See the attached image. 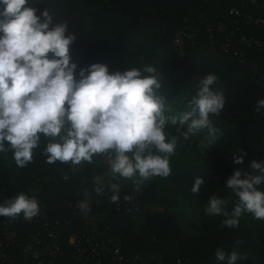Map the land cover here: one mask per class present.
<instances>
[{"label": "trees", "instance_id": "obj_1", "mask_svg": "<svg viewBox=\"0 0 264 264\" xmlns=\"http://www.w3.org/2000/svg\"><path fill=\"white\" fill-rule=\"evenodd\" d=\"M38 2L29 0V6L37 9V16L47 9L54 22H66L68 32L76 36L69 55L71 62L77 65V74L95 63L106 65L110 74L145 65L157 67L162 74L159 94L166 98L168 107L181 110L195 94L199 80L213 73L218 77L215 90L225 97L220 113L225 126L215 143L202 151L192 139L187 141L185 149H181L179 142L170 164L171 174L163 183L165 188L156 184L133 191L132 185V190L120 192L116 203L110 202L111 193L106 189L97 209L93 210L103 215L98 223L99 231L109 229L108 239L119 244L123 254L156 253L164 264H178V261L181 264H226L215 259L218 248L228 253L236 250L241 255L237 264H264V246L258 243L260 236L255 227L244 219L246 214L237 228L226 227L221 222L210 234L197 236L182 228L176 211L182 201L204 205L213 194L221 198L230 196L215 182L211 170L229 177L237 170L249 172L247 166L253 159L264 161V110L255 111L256 102L264 99V56L253 43L244 44L247 46L246 63H240L234 56L237 48L245 47L239 44L242 37L264 44V25L253 22L258 18L264 20V4L259 0ZM233 9L239 15L232 14ZM201 17L215 28L212 39ZM181 32L192 33V40L183 38L182 55L175 51V40ZM231 33L232 45L224 50ZM43 145L42 141L34 150L32 162L24 168L15 165L11 152L4 153L8 162L0 160V202L21 192L39 202V214L31 220H24L22 215L12 218L18 219L19 242L30 253L37 249L38 233L43 243L47 241L50 229L45 228L43 213L49 220L60 221L59 242L63 244H67L71 235L84 233L88 211L80 210L74 215L68 203L83 201L85 190H91L92 176L100 174L94 159L79 175H72L69 166L58 161L47 164L41 154ZM237 148L247 154L242 166L232 163V154ZM204 157L214 161H206ZM221 157L224 159L219 160ZM197 176L205 183L200 192L194 194L191 187ZM37 187L39 191L35 192ZM79 189L81 192L77 193ZM163 191L168 192L167 198L163 197ZM125 195L131 199L125 201ZM120 203L135 204L138 210L134 214L126 213L119 208ZM231 206L229 202V210ZM137 217L143 221L139 232L135 224ZM254 224L264 230V221L255 220Z\"/></svg>", "mask_w": 264, "mask_h": 264}, {"label": "clouds", "instance_id": "obj_2", "mask_svg": "<svg viewBox=\"0 0 264 264\" xmlns=\"http://www.w3.org/2000/svg\"><path fill=\"white\" fill-rule=\"evenodd\" d=\"M36 12L29 0H0V154L11 152L18 168L32 162L42 141L41 154L49 165L91 164L99 156L106 169L94 176L93 191L104 195L107 187L110 202L116 203L121 180L139 191L154 177H169L170 157L180 141L201 137L202 151L215 143L220 130L211 117L225 105L223 93L215 90L217 75L200 79L185 107L174 110L159 94L157 67L110 74L106 65L95 63L77 74L69 55L76 36L66 22H54L47 9L39 16ZM261 110L264 99L255 105L256 112ZM246 155L237 148L232 163L242 166ZM247 167L249 172L237 170L227 178L229 197L210 196L205 215L222 216L229 228H237L245 214L264 221V161L253 159ZM204 183L197 176L191 192L198 194ZM83 195L78 207L86 212L91 193ZM39 211L38 201L23 192L0 202V217L31 220ZM240 258L236 250L215 252L216 261L226 264Z\"/></svg>", "mask_w": 264, "mask_h": 264}, {"label": "built area", "instance_id": "obj_3", "mask_svg": "<svg viewBox=\"0 0 264 264\" xmlns=\"http://www.w3.org/2000/svg\"><path fill=\"white\" fill-rule=\"evenodd\" d=\"M259 1L264 4V0ZM231 13L239 15V12L235 9ZM200 19L212 39L215 28L207 24L202 17ZM253 22L264 25V20L260 18ZM232 36L233 34L231 33L227 37V41L223 46L224 50H228L232 45ZM183 38L192 40V33H179L176 37L175 45H181ZM251 43L255 44L264 56V44L246 37H242L239 41L240 45L247 44L249 46ZM244 46L243 48H237L234 52V56L239 59L240 63H246L248 60L247 46ZM68 205L74 215L78 214L80 211L78 203L69 202ZM119 208L121 210L125 209L126 213L129 214H134L138 210V206L128 203H120ZM42 218L45 222V228L50 229L47 241L43 243L39 236L40 233H38L39 235L35 239L37 249L35 252L30 253L19 242L16 233L18 219L0 217V264H156L159 261V256L156 253L147 255L123 254L120 245L116 244L113 239H108L107 231L109 229L100 232L98 225H93L90 222H88V226L82 235H71L67 244H63L59 242L61 231L58 230V227L60 226V221L49 220L45 213L42 214ZM68 250H72V254H69ZM178 264H181V261H178Z\"/></svg>", "mask_w": 264, "mask_h": 264}, {"label": "rangeland", "instance_id": "obj_4", "mask_svg": "<svg viewBox=\"0 0 264 264\" xmlns=\"http://www.w3.org/2000/svg\"><path fill=\"white\" fill-rule=\"evenodd\" d=\"M157 37H159V35H155V38H157ZM175 51L178 54L182 55L181 45H175ZM220 117H221L220 115L214 116V117H211V119L213 120L214 125L221 131L224 128L225 123L222 122V120H220ZM200 139H201V137L192 138V140H194L197 144H198ZM180 143L182 144L181 149H185L187 147V141H180ZM177 151L178 150H176L175 154L172 157H170V164L174 160V158L177 154ZM93 159L98 164V167L100 170L99 172H100V174H102V172L106 169V164L104 163L103 159L99 156H94ZM203 159H205L206 161H214L213 159L206 158V157H204ZM223 159H224V157L219 158V160H223ZM0 160L7 161V162L9 161V159H7L5 154H0ZM64 164L69 166V169H70L69 173H71L72 175H79L81 172L86 170V164L83 162L79 165H73V164H71V162L64 163ZM55 168L57 169V167H55ZM211 173H212V176H213L215 182L220 184L221 186H223V188L226 190V192L229 195H231L229 190L225 188L226 180H227L228 176L222 172H215L214 170H211ZM100 174H98V175H100ZM94 176H96V175H94ZM94 176H92V178L90 180V185H91L90 189L91 190L89 192L91 193V198L88 200L89 208L87 211H88L89 215L87 216L88 217L87 220H88V222L92 223L93 225H98V223L101 222V220L103 219V215L100 213H97L93 210L97 209L96 207H97L99 199L102 195L98 196L93 191V188L95 187V185L93 183ZM168 178L169 177H167V178L154 177L150 181H146V182L142 183L140 186V189H147L150 186H153L156 184L159 186L161 185L163 188H165L163 186V183ZM132 185L133 184L131 183V181L121 180L120 181V186H121L120 192L126 193V192L132 190ZM39 188L40 187H37L35 192L39 191ZM106 189H107V187H106ZM80 192H81V189H79V191L77 193H80ZM167 196H169L168 192L166 193L163 191V197L167 198ZM205 206H206V204L201 205V204H197L195 202H190V201H182V202L178 203V206L176 207V211H177V214L179 217L180 225L190 235L202 236V235L210 234L223 221L224 218L222 216H211V217H209V216L205 215V213L203 211ZM244 219H246L249 222V224H251L255 227L256 233H258V235L260 236L258 238V243L264 246V230L260 226H256L254 224V221L258 220V219L253 218V216L251 214H246L244 216ZM135 224L138 227V229H136V230H137V232H139L140 227L143 224L142 219L140 217H137L135 219ZM156 264H164L161 257H159V261Z\"/></svg>", "mask_w": 264, "mask_h": 264}]
</instances>
